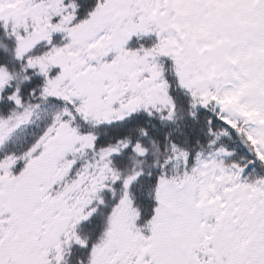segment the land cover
Instances as JSON below:
<instances>
[{
    "label": "snow or ice",
    "instance_id": "1",
    "mask_svg": "<svg viewBox=\"0 0 264 264\" xmlns=\"http://www.w3.org/2000/svg\"><path fill=\"white\" fill-rule=\"evenodd\" d=\"M0 264H264V0H0Z\"/></svg>",
    "mask_w": 264,
    "mask_h": 264
}]
</instances>
